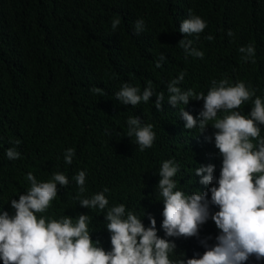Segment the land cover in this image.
Segmentation results:
<instances>
[{
  "label": "trees",
  "instance_id": "obj_1",
  "mask_svg": "<svg viewBox=\"0 0 264 264\" xmlns=\"http://www.w3.org/2000/svg\"><path fill=\"white\" fill-rule=\"evenodd\" d=\"M190 10L207 22L199 39L188 37L204 52L203 59L186 57L178 45L186 38L179 28ZM117 17L121 22L113 31ZM137 19L146 25L140 34L135 32ZM209 35L212 41L206 39ZM249 44L255 47V63L243 60L239 52ZM161 54L166 60L157 68ZM181 72L186 73L178 85L183 91L206 95L212 80L228 79L230 85L244 81L264 99V0H0V214L15 215L10 201L31 187L29 172L38 182L59 172L69 184L58 185L56 199L38 218L70 216L75 222L87 214L92 240L110 251L105 215L124 204L146 228L149 217L156 219L157 234L177 246L170 259L202 256L207 248L201 241L214 246L220 235L211 219L218 206L210 203L209 219L198 236L167 237L157 191L162 163L174 160L180 168L174 178L177 189L187 194L208 191L211 201L209 190L218 187L222 168L217 130L211 125L203 133L186 129L180 116L184 108L199 121L204 102L190 98L188 105L173 107L167 101V85ZM149 81L156 93L165 94L163 111L155 107V95L137 106L117 100L115 93L125 83L142 94ZM97 87L102 94L92 91ZM252 107L250 100L239 111L249 115ZM228 114L221 111L218 117ZM136 116L156 133L153 146L144 151L134 136H126L127 120ZM260 127L264 137V125ZM10 148L20 153L19 159L7 158ZM70 148L75 149L71 165L64 159ZM209 164L215 165V180L204 185L195 169ZM81 170L86 171L83 193L73 179ZM105 187L109 205L103 211L80 206V199ZM246 264L264 260L253 256Z\"/></svg>",
  "mask_w": 264,
  "mask_h": 264
},
{
  "label": "clouds",
  "instance_id": "obj_2",
  "mask_svg": "<svg viewBox=\"0 0 264 264\" xmlns=\"http://www.w3.org/2000/svg\"><path fill=\"white\" fill-rule=\"evenodd\" d=\"M120 22L118 17L112 20L113 31ZM145 27L143 19L135 21L136 34L142 33ZM206 27L207 22L192 15L191 10L189 17L181 21L179 31L186 38L178 45L184 49L186 57L203 59L204 52L193 47V40L188 37L199 39ZM228 35H233L231 30ZM206 39L212 41L214 37L209 35ZM239 52L243 60L256 62L254 45L240 47ZM165 60L166 56L161 54L156 67H162ZM185 75L181 72L177 79L168 83L167 101L173 107L188 105L190 98L204 102L199 121L184 108H180V116L186 121V129H198L203 133L211 125L217 130L214 133L215 147L223 157L222 168L218 187L213 186L209 190V201L208 191L187 194L178 190V182L174 178L180 168L174 160H165L159 169L161 178L157 185L158 195L164 204L162 227L167 237L198 236L201 225L209 219L211 203L219 208L211 215L220 230L217 243L208 246L206 240L201 241L207 250L199 258L186 261L170 259L177 246L157 234L156 219L149 217L151 223L146 228L141 218L132 211H126L124 204H119L109 208L105 215L112 245L111 250L106 251L100 246V241L92 240L87 214H80L75 222L70 216L60 220L44 216L38 218L37 213L46 212L56 199L58 185L66 188L69 179L57 172L53 173L51 180L38 182L29 172L26 179L31 187L26 194L19 196V200L10 201L15 215L10 216L7 211L0 214V260L3 264H246L253 256L264 260V137L260 127L264 125V99L244 81L230 85L228 79L212 80L206 95L194 89L183 91L178 85ZM92 91L102 94L99 87ZM153 95L157 97L155 107L163 111L165 94L156 93L151 81L142 94L138 87L127 83L115 93L121 104L133 106L147 103ZM250 100L252 110L249 115H244L239 109ZM221 111L230 114L219 118ZM127 124L126 136L135 137L140 151L153 146L156 133L152 124L142 125L137 116L129 117ZM6 155L9 160L20 158V153L14 148L8 149ZM74 155L75 149H68L65 162L71 165ZM214 171L213 164L200 165L195 169V175L202 177L201 184L210 185L215 180ZM73 179L79 192H85L86 171H79ZM109 191L105 187L91 198L80 199V206L103 211L109 205L105 195Z\"/></svg>",
  "mask_w": 264,
  "mask_h": 264
}]
</instances>
